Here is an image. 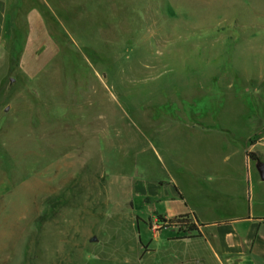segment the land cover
<instances>
[{
    "label": "rangeland",
    "instance_id": "obj_1",
    "mask_svg": "<svg viewBox=\"0 0 264 264\" xmlns=\"http://www.w3.org/2000/svg\"><path fill=\"white\" fill-rule=\"evenodd\" d=\"M9 2L0 264H216L159 243L131 186L264 124V0Z\"/></svg>",
    "mask_w": 264,
    "mask_h": 264
},
{
    "label": "crops",
    "instance_id": "obj_2",
    "mask_svg": "<svg viewBox=\"0 0 264 264\" xmlns=\"http://www.w3.org/2000/svg\"><path fill=\"white\" fill-rule=\"evenodd\" d=\"M10 5L9 0H0V42L5 33L12 32L8 27L14 16ZM263 127L255 126L239 145L221 149L220 157L201 152L204 158H211L209 163L179 164L177 178L160 181L147 177L130 185L137 197L158 208L157 216H185L192 221L189 232L178 236L151 230L159 243L167 240L173 252L178 250L177 258L196 241L201 244L196 247L206 250L216 264H264V181L259 178L256 161L247 156L254 153L264 163ZM254 137L257 140L252 142ZM188 155L192 159L199 153L191 150ZM201 255H194L199 258L197 264L203 262Z\"/></svg>",
    "mask_w": 264,
    "mask_h": 264
},
{
    "label": "built area",
    "instance_id": "obj_3",
    "mask_svg": "<svg viewBox=\"0 0 264 264\" xmlns=\"http://www.w3.org/2000/svg\"><path fill=\"white\" fill-rule=\"evenodd\" d=\"M157 221H160L161 223H158ZM191 226H192V221L185 216L174 219H166L161 217V218H157L156 224H153L151 229L157 232L165 228H171L177 230L179 233H187L189 232Z\"/></svg>",
    "mask_w": 264,
    "mask_h": 264
},
{
    "label": "water",
    "instance_id": "obj_4",
    "mask_svg": "<svg viewBox=\"0 0 264 264\" xmlns=\"http://www.w3.org/2000/svg\"><path fill=\"white\" fill-rule=\"evenodd\" d=\"M255 165H256V170L258 172L260 180L264 181V163L257 160Z\"/></svg>",
    "mask_w": 264,
    "mask_h": 264
},
{
    "label": "trees",
    "instance_id": "obj_5",
    "mask_svg": "<svg viewBox=\"0 0 264 264\" xmlns=\"http://www.w3.org/2000/svg\"><path fill=\"white\" fill-rule=\"evenodd\" d=\"M247 156L253 161H257L258 160V158L256 157V155L254 153H248ZM159 218H161V216H159Z\"/></svg>",
    "mask_w": 264,
    "mask_h": 264
}]
</instances>
